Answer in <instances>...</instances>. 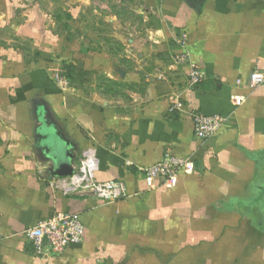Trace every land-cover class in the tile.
<instances>
[{"label":"crops","instance_id":"0c3cea01","mask_svg":"<svg viewBox=\"0 0 264 264\" xmlns=\"http://www.w3.org/2000/svg\"><path fill=\"white\" fill-rule=\"evenodd\" d=\"M128 10L140 25L100 19L93 0H0V264H264V85L246 88L264 72V0ZM189 63L207 73L192 90ZM237 94L247 101L236 109ZM178 96L184 111L171 110ZM190 112L228 122L204 142ZM45 147L68 148L73 166L95 148L97 179L124 182L130 196L62 195ZM168 151L196 172L149 189L145 169ZM57 213L78 214L84 240L37 255L25 233Z\"/></svg>","mask_w":264,"mask_h":264},{"label":"built area","instance_id":"2783aa9c","mask_svg":"<svg viewBox=\"0 0 264 264\" xmlns=\"http://www.w3.org/2000/svg\"><path fill=\"white\" fill-rule=\"evenodd\" d=\"M183 52L174 56L175 62L187 61L186 42H180ZM187 89L192 90L207 79V73L200 66L189 63ZM53 80L62 90L70 85V79L60 72L53 74ZM240 85L241 82L237 81ZM246 88L254 91L264 85V72L255 70L246 81ZM247 96L237 94L232 96L235 108L242 107ZM184 111L180 97L174 99V110ZM194 124L196 137L201 141H208L215 137L220 129L227 124L228 118L219 115L206 116L198 112L189 114ZM72 176L49 180L53 189L64 196L87 194L105 203L118 202L130 196L127 185L121 181H100L97 179L99 159L95 148L83 151L78 164L73 166ZM196 164L192 158L183 157L168 151L157 164L145 169L144 182L149 189L156 188V181L163 180V185L169 188L178 184L181 175H193ZM85 226L76 213H57L51 218L44 219L26 231V237L37 255L53 257L62 255L70 245L80 244L84 240Z\"/></svg>","mask_w":264,"mask_h":264},{"label":"rangeland","instance_id":"374dc122","mask_svg":"<svg viewBox=\"0 0 264 264\" xmlns=\"http://www.w3.org/2000/svg\"><path fill=\"white\" fill-rule=\"evenodd\" d=\"M93 2H95V7L97 5L103 9V11H100V19H107L109 18L108 15H118L125 24L132 23L135 26L140 25V13L134 14L133 11L131 12L128 10V7L131 9V7L137 6L138 8L142 0H93ZM122 30V32H124V29ZM105 31L109 33L111 31V26L106 25Z\"/></svg>","mask_w":264,"mask_h":264},{"label":"water","instance_id":"95a60500","mask_svg":"<svg viewBox=\"0 0 264 264\" xmlns=\"http://www.w3.org/2000/svg\"><path fill=\"white\" fill-rule=\"evenodd\" d=\"M195 4H203L206 0H191ZM68 145V144H67ZM52 148V145L50 146ZM46 154L54 162V169L52 175L55 178H66L72 176L74 172L73 163L75 155L68 149L63 148L58 150V153L53 154L48 147H45Z\"/></svg>","mask_w":264,"mask_h":264}]
</instances>
